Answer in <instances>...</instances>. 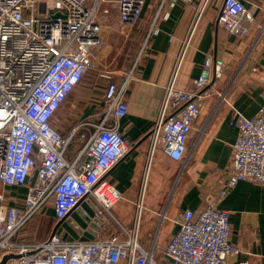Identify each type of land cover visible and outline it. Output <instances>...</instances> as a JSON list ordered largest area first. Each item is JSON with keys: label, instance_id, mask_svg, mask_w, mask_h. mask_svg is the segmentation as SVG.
<instances>
[{"label": "built area", "instance_id": "obj_1", "mask_svg": "<svg viewBox=\"0 0 264 264\" xmlns=\"http://www.w3.org/2000/svg\"><path fill=\"white\" fill-rule=\"evenodd\" d=\"M145 1L0 0V183L12 188L29 185L19 204H8L7 195L0 192V261L4 254L18 250V264H229L241 253L231 240L229 212L219 209L214 201L226 198L242 181L264 184V104L252 118L230 105V125L238 129V137L227 178L216 190L214 201L202 211L182 213L181 226L165 248L156 240L146 247L141 240L147 169L133 227H125L112 212L122 193L106 177L129 152L127 138L117 125L129 106L119 86L108 85L100 123L78 124L66 134L56 127L58 112L94 67L95 51L104 45L111 12L104 5L116 12L123 27H133L140 20ZM254 22V13L242 0H223L217 18L219 27L231 35L246 37ZM191 37L192 33L148 134L147 168L158 149L174 161L187 159L193 126L205 101L214 95L226 101V92L220 91L226 63L211 54L194 88L177 89ZM111 119L116 122L112 126ZM76 140L84 146L70 160L68 153ZM49 201L57 223L66 221L86 203L100 232L93 240L72 241L52 232L31 249L14 243L15 235Z\"/></svg>", "mask_w": 264, "mask_h": 264}, {"label": "crops", "instance_id": "obj_2", "mask_svg": "<svg viewBox=\"0 0 264 264\" xmlns=\"http://www.w3.org/2000/svg\"><path fill=\"white\" fill-rule=\"evenodd\" d=\"M206 1L146 0L134 27H123L112 18L105 30L103 47L95 51V67L87 71L67 98L68 106H62L55 120L63 133L70 122L73 123L70 131L78 124H98L103 120L108 85L116 83L122 90L121 97L129 106L127 115L117 125L127 138L129 152L106 179L122 193L112 208L113 215L125 227L132 228L147 169L148 134L160 114L165 90L185 41L192 33L179 70L177 89L194 88L208 54L225 61L220 91L226 92V101L218 95L205 101L190 136L189 157L174 161L158 149L146 172L147 194L140 230L146 247L156 240L165 248L179 230L183 212L198 213L214 201L216 190L227 178L233 144L238 137V129L230 125L232 107L252 118L264 104V0H242L255 18L246 37L231 35L218 26L223 0H209L205 6ZM115 123L111 119L109 125ZM83 146L77 140L68 158L72 160ZM28 187L12 188L0 183V192L7 195L8 204L14 205L23 202ZM214 203L229 212L231 240L241 250L229 264L239 261L264 264V184L242 181L226 198ZM56 225L52 207L39 213L15 235L13 242L29 245L31 249L47 238ZM17 253L15 250L9 254L21 257ZM7 264H18V260L12 259Z\"/></svg>", "mask_w": 264, "mask_h": 264}, {"label": "water", "instance_id": "obj_3", "mask_svg": "<svg viewBox=\"0 0 264 264\" xmlns=\"http://www.w3.org/2000/svg\"><path fill=\"white\" fill-rule=\"evenodd\" d=\"M88 211V215L84 214ZM93 212L88 208L86 203H82L66 221L58 222L53 233L62 235L66 240L72 241L80 238L81 240H93L101 230L96 221H92ZM16 254H7L3 257L0 264H7L12 259H19Z\"/></svg>", "mask_w": 264, "mask_h": 264}, {"label": "rangeland", "instance_id": "obj_4", "mask_svg": "<svg viewBox=\"0 0 264 264\" xmlns=\"http://www.w3.org/2000/svg\"><path fill=\"white\" fill-rule=\"evenodd\" d=\"M104 8L105 9H110L111 10V12H110V15H109V20L111 21L112 20V18H113V20L115 21V19L114 18H116V12L114 11V10H112V8L108 5V4H106V5H104ZM117 19V18H116ZM118 20V19H117ZM119 23V22H118ZM138 23V22H137ZM136 24V23H135ZM137 25V24H136ZM135 25V26H136ZM134 27V26H133ZM108 40H109V38H108ZM94 59H95V56H94ZM95 62H94V67H95ZM93 67V68H94ZM92 68V69H93ZM64 106H68L67 104H64ZM72 125H73V123H68V125H66L67 126V128H66V126H65V129H64V133L66 134V133H68L69 131H70V128L72 127ZM77 141V140H76ZM76 141H74L73 142V144H72V147L75 145V143H76ZM147 194V193H146ZM52 209V201H49L48 202V205H46V207H45V209L42 211L43 213H46L48 210H51ZM30 224V223H29ZM163 246H164V244H162ZM162 246V247H163Z\"/></svg>", "mask_w": 264, "mask_h": 264}, {"label": "bare ground", "instance_id": "obj_5", "mask_svg": "<svg viewBox=\"0 0 264 264\" xmlns=\"http://www.w3.org/2000/svg\"><path fill=\"white\" fill-rule=\"evenodd\" d=\"M149 168H150V167L148 166L147 171L149 170Z\"/></svg>", "mask_w": 264, "mask_h": 264}]
</instances>
